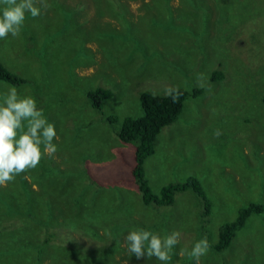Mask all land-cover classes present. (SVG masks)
I'll return each instance as SVG.
<instances>
[{
	"label": "rangeland",
	"instance_id": "rangeland-1",
	"mask_svg": "<svg viewBox=\"0 0 264 264\" xmlns=\"http://www.w3.org/2000/svg\"><path fill=\"white\" fill-rule=\"evenodd\" d=\"M167 1L46 0L18 37L0 39V61L26 80H0V100L12 87L34 97L57 131L54 155L0 186V264H160L130 257L136 229L180 233L170 264H197L180 250L205 237L198 264H264L262 214L230 247L212 248L240 207L264 205V0ZM97 87L112 90L101 109L88 97ZM170 87L202 91L158 134L145 173L154 192L195 176L211 202L204 226L191 190L143 203L130 182L133 144L117 136L124 117L142 115V91Z\"/></svg>",
	"mask_w": 264,
	"mask_h": 264
},
{
	"label": "clouds",
	"instance_id": "clouds-1",
	"mask_svg": "<svg viewBox=\"0 0 264 264\" xmlns=\"http://www.w3.org/2000/svg\"><path fill=\"white\" fill-rule=\"evenodd\" d=\"M36 3L37 0H0V39L9 35L18 37L26 15L35 18L41 14L42 7H47L46 0H39L41 7ZM180 94L178 88L170 87L165 91L174 102ZM215 135L219 136L220 132ZM55 138L56 128L38 108L36 99L21 96L15 87L10 88L0 100V186H6L17 176L37 168L45 156L54 155L57 151L53 144ZM125 240L130 257L133 254L137 259L154 257L160 264H170L172 250L180 243V233L173 231L162 237L149 230L136 229L130 231ZM209 250L210 244L205 237L190 250L182 248L180 255L186 252L198 264Z\"/></svg>",
	"mask_w": 264,
	"mask_h": 264
},
{
	"label": "trees",
	"instance_id": "trees-1",
	"mask_svg": "<svg viewBox=\"0 0 264 264\" xmlns=\"http://www.w3.org/2000/svg\"><path fill=\"white\" fill-rule=\"evenodd\" d=\"M151 1L152 3L150 4L156 9L169 7L167 0ZM185 1L188 2V0ZM149 9V4H146V10L150 11ZM170 9L174 11L173 8L170 7ZM184 9L189 11L186 7ZM146 10L144 9L145 14L148 15L149 13ZM202 10V16L210 12L208 8H202ZM195 13L199 16L201 15L198 11H195ZM214 75L220 76L218 73ZM0 80L12 85H20L26 82L25 78L9 70L1 61ZM175 88H178L179 93H182L178 96L176 102L173 101L171 96L165 94H154L147 90L142 91L139 95L142 115L138 117H124L117 131V136L121 141L133 144L134 163L131 168L130 182L136 187L143 203L145 205L153 204L156 206L170 205L174 202L176 193L191 190L201 202L199 215L201 224L204 226V223L208 221L211 211V202L201 182L195 176H189L183 181L168 183L163 185L158 192H154L145 173L144 164L146 159L155 151L154 142L158 134L165 126L177 121L189 96L197 97L202 91L200 88H193L191 90L183 87ZM111 96L112 90L109 88L97 87L94 90L88 91V97L91 100L92 106L98 109H101L104 101ZM108 120H116V117L109 116ZM252 214L264 215V205L259 202H251L240 207L233 220L226 221L218 227L216 241L213 243L212 248L217 252H221L230 247L236 233L244 227L247 219Z\"/></svg>",
	"mask_w": 264,
	"mask_h": 264
}]
</instances>
